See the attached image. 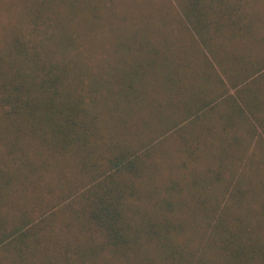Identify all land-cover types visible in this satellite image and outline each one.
Returning <instances> with one entry per match:
<instances>
[{"label":"trees","instance_id":"16d2710c","mask_svg":"<svg viewBox=\"0 0 264 264\" xmlns=\"http://www.w3.org/2000/svg\"><path fill=\"white\" fill-rule=\"evenodd\" d=\"M227 20L221 21L222 25L231 31L248 29L243 23L236 28ZM192 21L189 26L196 29L197 19ZM217 22L208 24L216 30L220 27ZM197 23L200 24L199 21ZM34 24L40 26L39 23ZM148 35L151 36L150 33ZM200 37L198 42L206 49V36ZM33 38L22 45L21 41L15 40L14 52L0 67V119L16 132L32 134L38 143V154L36 161L30 162L25 158L21 145L19 147V139L11 140L10 163L6 164L4 158L0 160V165L5 166L0 167V206L3 205L5 190L13 186V182L17 183L20 192H25L34 180L33 173L45 170L52 158L57 156L73 163V191L83 198L81 214L88 224L102 233L103 246L109 248L111 255L121 264H264V229L253 225L235 226L229 213L230 205H237L243 199L245 188L242 177L232 178L237 169L233 165L236 161L231 160L239 159L238 155L246 153L245 146L255 135L253 120L260 128L264 126V118H258L264 109V90L253 92L256 94L252 100L251 97L246 98L242 100L243 104L227 96V103L232 101L227 106L217 99L199 104L194 95L185 98L183 90L177 95L175 88L183 85V64L178 59L171 61L168 43L160 46L162 57H168L171 71L174 68L178 77L169 75L168 61L157 60V72L163 71L164 77L172 84L161 83L159 90L163 93L168 91L169 97L179 96V104L184 107L185 113L192 117L198 115L189 122L190 125L195 127L205 121L207 133L218 134L217 146L206 148V138L181 128L178 132L182 134V143L176 150L184 154L185 160L178 162L174 169L190 171L191 160L197 157L202 147L219 164L216 170H206L212 173L209 177L204 174L191 178L186 174L171 177L163 184L168 189L167 195L158 196L159 186L154 183L153 177L159 168L158 163L152 160L157 146L151 145L153 139L145 133L150 125L144 119L136 118L142 123L143 130L140 133L128 131L134 111L150 105L147 84L141 81L146 74L140 72L138 65L131 64L122 76L125 83L107 91L106 100L109 99L110 104L106 106L95 97L101 84L86 85L84 90V82L77 79L76 63L75 67H70L73 60L69 54L74 45L71 36L53 33ZM229 38L234 39V35ZM139 49L146 50L147 56L153 55L156 63L157 44L143 41ZM212 51L209 52L213 61L223 75H227L221 67L222 58L226 56L221 58L218 52ZM174 80L179 82L178 86ZM152 120L154 122V118L150 119L151 124ZM163 124L159 123L157 129L162 126L167 128L168 125L169 128L160 131L159 136L174 127L173 123ZM219 125L221 129L217 128ZM240 128L243 131H238ZM152 129L156 130V127ZM234 150L238 152L233 153ZM20 153V158H15ZM231 168L234 173L225 183L227 196L220 199L217 191L224 188L222 184L225 182L221 175ZM138 180L143 183L144 193L139 191ZM184 190L189 191L188 198ZM262 190L264 192V187ZM225 201L228 203L225 204ZM3 224L0 219V227ZM27 224L24 222L10 232L0 231V245L11 237L14 242H7V245L15 244L12 248L14 259L10 260V264H27V256L31 258V264H36L34 258L43 255L39 250L41 242L33 228L22 233ZM60 247L59 244L54 253L39 260L40 264H85V258L91 259L96 254L94 250L87 253L77 249L68 255V247ZM62 249L66 251L64 254L60 253Z\"/></svg>","mask_w":264,"mask_h":264},{"label":"rangeland","instance_id":"374dc122","mask_svg":"<svg viewBox=\"0 0 264 264\" xmlns=\"http://www.w3.org/2000/svg\"><path fill=\"white\" fill-rule=\"evenodd\" d=\"M191 3H195L196 7L191 6ZM189 7L193 9L192 12ZM192 16L200 22L195 23L196 29L189 26L194 21ZM226 18L236 28L243 23L248 29L231 31L222 25ZM215 21L220 26L216 30L208 24ZM34 23H39L40 26L36 27ZM53 33L69 35L74 39L69 54L73 60L70 67L76 66L77 79L84 82V90L86 85L101 84L95 97L106 106L110 104V100H106L107 91L125 83L122 76L131 68V64L138 65L140 72L146 74L141 81L147 84L150 105L134 111L128 131L140 133L143 130L142 123L136 118L144 119L150 125L146 127L145 133L153 139L151 145L157 146L152 160L158 163L159 168L153 177L154 183L159 186L158 196L167 195L168 189L163 184L171 177L185 174L190 178L203 174L209 177L212 173L206 170H216L219 164L202 147L197 157L191 160L190 171L174 169L178 162L185 160L184 154L176 150L182 143V134L178 132L181 128L185 127L189 133L206 138V148L217 146L218 134H208L207 128H204L205 121L195 127L190 125L189 122L198 115L192 117L185 113L184 107L179 104V96L169 97L168 91L163 93L159 90L161 83L172 85L164 77L163 71L157 72V60L168 61L167 56L162 57L160 46L168 43L167 50L172 56L171 61L178 59L183 64V85L175 88L177 95L183 90L185 98L194 95L199 104L217 99L219 103L227 106L232 102L230 100L227 103V96L243 104L246 98L251 97L252 100L256 94L253 92L264 90V0H0V67L6 64V59L14 52L15 40L21 41L22 45L29 38ZM200 35L202 38L206 36V49L198 42ZM232 35L234 39L229 38ZM143 41L159 46L158 52L155 50V54H158L156 63L153 55L147 56L146 50L139 49ZM212 50L218 52L221 58L226 56L222 58L221 67L226 70L227 75H223L213 61L209 52ZM146 58L147 62L144 63ZM171 66L168 61L169 75L177 78V72L174 68L171 71ZM98 80L104 82L100 83ZM174 82L176 86L179 85L178 81ZM196 103L198 104L197 101ZM212 104L213 102L208 111ZM219 108L225 111L222 107ZM152 118L154 122L152 120L151 124ZM258 118H264V109ZM159 123H173L174 127L159 136L160 131L169 128L168 125L167 128L162 126L157 129ZM253 123L255 135L247 142L246 153L238 155L241 162L237 158L231 160L236 161L233 165L237 169L232 178L242 177L245 188L244 197L237 205L229 203L232 204L229 213L231 223L235 226L253 225L264 229V126L260 128L254 120ZM154 127L156 130L152 129ZM217 128L221 129V126ZM238 131H243V128ZM15 138L19 139V147L21 145L23 148L25 158L30 162L36 161V138L32 134H24L18 130L16 132L2 119L0 160L4 158L6 164L10 163L12 157L9 158V149L11 140ZM157 149L161 151L158 152ZM20 156L21 153L15 158ZM166 157V161L163 160ZM72 165V162L56 156L45 170L40 169L33 173L34 180L25 192H20L17 183L13 182V186L3 194L0 219L4 224L0 231L10 232L28 222L22 233L33 228L41 242L39 250L41 249L43 255L34 258L36 264H40L39 260L45 259L48 254L54 253L59 244L60 248L68 247V255H72V250L77 249L87 253L90 250L96 251L92 260L85 258V264H121L118 259H114L109 248L103 246L105 241L102 233L88 224L81 214L83 198L81 194L73 191L75 175ZM0 167L5 166L3 164ZM232 172L234 173L233 168L226 169L221 175L225 182L222 184L224 188L217 191L220 199L227 196L225 183ZM138 184L139 191L144 193L143 183L138 180ZM184 195L188 198L189 191L184 190ZM142 201H146L145 198ZM12 240L11 237L5 244L0 245V264H10V260L14 259L12 248L15 244L7 245V242H14ZM64 252L66 251L62 249L60 253ZM26 258L27 264H31V258Z\"/></svg>","mask_w":264,"mask_h":264}]
</instances>
